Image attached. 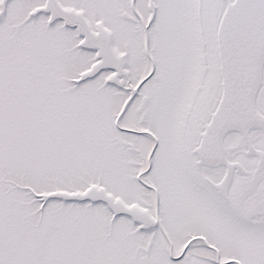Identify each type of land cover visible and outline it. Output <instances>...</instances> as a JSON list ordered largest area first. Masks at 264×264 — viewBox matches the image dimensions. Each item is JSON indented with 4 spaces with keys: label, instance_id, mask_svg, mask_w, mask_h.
<instances>
[{
    "label": "snow or ice",
    "instance_id": "obj_1",
    "mask_svg": "<svg viewBox=\"0 0 264 264\" xmlns=\"http://www.w3.org/2000/svg\"><path fill=\"white\" fill-rule=\"evenodd\" d=\"M0 264H264V0H0Z\"/></svg>",
    "mask_w": 264,
    "mask_h": 264
}]
</instances>
